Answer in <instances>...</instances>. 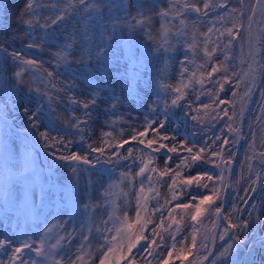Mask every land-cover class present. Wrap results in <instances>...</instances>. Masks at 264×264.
<instances>
[{
	"label": "snow or ice",
	"instance_id": "obj_1",
	"mask_svg": "<svg viewBox=\"0 0 264 264\" xmlns=\"http://www.w3.org/2000/svg\"><path fill=\"white\" fill-rule=\"evenodd\" d=\"M156 2L152 0L153 6ZM238 3L239 8L232 7L226 14L222 12L214 20L208 21L213 27L200 32L199 25L208 19L209 12H214L217 7L224 9L228 0H220L218 4L212 0H202V6L200 0H167V7H161L158 13H154L161 24L158 36H153L150 31L153 14L146 6L147 0H114L112 3L105 0H48L47 3L41 0H16L11 12L5 0H0V32L6 34L4 20L14 15L16 24L24 31L20 36L14 34L12 39L29 40L19 50L12 47L8 51L0 39V56L10 59L15 69L8 75L6 69L0 68V91L5 96L17 93L12 96L13 120L0 115V208L8 213L15 210L19 225L21 212L35 221L44 210H50L56 200H69L66 206L61 203L56 213L59 219L54 223L48 224V218H45L44 223L48 226L42 232L26 229L19 234H9L6 217L0 249L8 254V260L0 259V264H136L137 257L143 258L146 264H153V260H158V264H174L177 260L179 264L186 261L187 264H264V255L259 260L255 258L257 249H264V236L258 235L261 223L258 213L259 208H264V197H261L259 205L251 200L257 181L250 179L251 192L245 189L247 198L243 199L241 209L233 205L227 214L224 212L227 190L231 187L225 172L232 171L235 155L230 148L243 137V121L247 118L246 109L251 94L258 91L261 101H264V88L258 86L264 83V63H261L264 58V0L251 4L250 12L245 11V0H238ZM43 11H48L49 15H42ZM70 16L76 17L79 28H74L70 36L65 35L64 42H61L56 28L66 24ZM192 16L195 19L189 33L188 17ZM245 16L247 24L244 23ZM41 20L44 22L41 23ZM173 21H178V26ZM218 21L224 25L223 30L214 27ZM257 27L258 31H254ZM37 31L41 33L39 36L36 35ZM138 32L145 34L152 47L137 40ZM243 32L247 36L241 42L239 63L247 62L246 69L228 63L232 59L230 50L235 42L240 41ZM214 33L218 35L213 41ZM53 43L58 48L56 52H49L53 65L59 67L62 64L65 72L69 73L67 80L58 81L63 85L62 89H57L53 83V72L39 71L48 61L39 56L25 58L21 55L25 49L39 51ZM245 43L248 47L247 61L244 59ZM77 44L79 47H76ZM178 45L183 47V53L177 51ZM200 53L203 54L202 63L197 60ZM217 53L223 54V60L219 64H209ZM176 55H180L181 59L177 83L173 86L165 82V70L169 58L174 60ZM161 58L163 65L156 69L153 61H160ZM73 64L77 67L74 68ZM112 66H117L115 74L110 71ZM209 67L210 71H200ZM93 68L110 79L114 76L123 81L122 87L129 96L133 93L138 95L137 85L152 87L153 98L145 111L144 122L136 127L129 125L132 134L127 139H116L112 132H103L98 143L91 142L89 122L93 121L100 92L105 86L96 84L88 77V88L95 90L81 92L80 95L86 96V99H77L73 93L75 81L82 78L77 70L90 72ZM26 72L32 77L30 83H39L44 90L29 86L23 106L17 110L19 86L25 83L23 76ZM145 72L149 74L147 80L143 76ZM152 73L158 79L154 80ZM206 82L212 87L204 90ZM193 84L199 85L200 95L206 96L209 103L200 102L194 107L187 100V90ZM229 84H234L229 89L232 97L220 98V93ZM242 85L245 91L239 93L237 89ZM53 92L57 96L67 93L69 101L78 106L70 115L74 121L71 124V129L76 130L74 133L58 124L60 117L56 110L60 103L54 99ZM200 95H197V101ZM237 96L240 98L239 112L235 104ZM33 97L35 103L31 102ZM109 99L112 103L106 111L113 114L117 104L126 103L124 96L116 94ZM258 107L256 123L260 127V143L264 147V102H258ZM76 111L82 113L79 118ZM177 111L180 116H177ZM15 117L22 119L18 121ZM189 122L192 123L191 128L188 127ZM220 124L223 125L220 132H214V138L208 137L209 126L214 129ZM141 127L142 131L136 130ZM61 130L64 136L50 135L52 131ZM249 130L252 134L249 147L254 155L260 157V163L264 166V151H256V130L252 122H249ZM149 133L150 139L147 138ZM71 135L79 139L75 142L65 139V136ZM120 135L123 136V129ZM198 135H203L202 142H198ZM20 137H23L22 150L16 143ZM130 143L142 147L129 146L125 152V146ZM41 144L44 153L52 157L53 162H66L57 165L70 169L63 182L54 174L51 164L41 166L37 163V157L32 155V150ZM76 145L79 150H71ZM161 155L164 157L162 170L157 165ZM174 158L178 163L173 165L171 161ZM253 158H247L250 170ZM124 168L128 171L117 173V169ZM133 168L137 169L135 175L132 174ZM92 173L102 178L107 176L110 181L113 175L119 177V183H109L95 204L89 194ZM82 176L87 177L83 193L80 192ZM124 183H127L129 191L135 193V203L133 206L128 200V193L122 192L124 204L121 208L114 200L109 203V199L112 190ZM164 184L167 185L169 198L161 203L159 186ZM152 204L155 206L150 207ZM133 209L134 215L130 216ZM238 211L240 215H237ZM243 211L248 212L247 218L242 215ZM97 212L101 213L98 222L95 221ZM165 212L167 228L164 227ZM175 213L180 214V219L176 218ZM156 216H159V223L154 219ZM209 216L214 217L212 227L202 234L198 224H202V218ZM79 217L87 218V234L84 232L85 223H80L79 229L76 227ZM186 217L192 221L191 242L187 244V237L177 239L181 222ZM60 232L64 235H60ZM77 234L82 236V240L73 252L72 241ZM209 234L213 243L217 237L224 241L219 252H214L204 243ZM165 235L170 238V245ZM34 236L38 238L34 239ZM93 238L99 241V246L95 249L85 247ZM201 250L204 255H200ZM27 253H34L35 257L25 259ZM189 257L194 259L189 260Z\"/></svg>",
	"mask_w": 264,
	"mask_h": 264
},
{
	"label": "rangeland",
	"instance_id": "obj_2",
	"mask_svg": "<svg viewBox=\"0 0 264 264\" xmlns=\"http://www.w3.org/2000/svg\"><path fill=\"white\" fill-rule=\"evenodd\" d=\"M42 3H47L48 0H41ZM106 3H112L114 0H105ZM201 6H202V0H200ZM213 3L218 4L220 0H212ZM5 3L8 4L9 7V12L12 11V5L16 3V0H5ZM251 4L252 0H246L245 5H246V12H250L251 10ZM146 6L151 9L152 15V20L150 22V31L153 36H158L159 30H160V24L161 21L158 16L154 15V13H158L161 7H167V0H157L155 3V6H153L152 0H147ZM235 7L232 4H227V6L224 9H220L219 7L215 8L214 12H209L208 19L205 20L202 24L199 25V31L200 32H206L209 27H213V24L209 23L208 21L214 20L216 17L220 16L221 13H227L230 8ZM104 14H107V9H105ZM148 14V13H146ZM42 15L46 16L49 15L48 11H43ZM195 19V16L188 17L189 20V33L191 32L192 28V21ZM203 19V17H201ZM16 17L14 15L6 17L4 20L5 25L7 26V32L6 34L4 32H0V39H2L5 43V47L8 49V51H11L12 47L15 49L19 50L20 48L24 47L29 43L28 39H17L13 40L12 36L15 34L16 36H20L21 33L24 31L23 28H20L16 24ZM41 23L44 21L41 20ZM173 24L178 26V21H173ZM244 23L247 24V19L246 17L244 18ZM222 22H217L214 27L220 28L223 30ZM227 26H231L228 24ZM75 29L79 28V25L76 23V17L70 16L67 18V23L63 25H59L56 28V32L58 37L60 38L61 42L63 41V37L65 35H69L72 33V31ZM66 29V31H65ZM256 31H258V27L256 28ZM41 33L37 31L36 35L39 36ZM218 33H214L212 35V40H216ZM247 36L246 32H243L241 34L240 41L236 42L238 45V55L236 52L233 50V48L230 50L229 55L232 57V59L228 62L230 65H236L240 69H244V64H240L239 60L241 58V42L244 41V37ZM201 40L203 39L202 37L200 38ZM137 40L138 41H143V43L148 46L152 47V44L150 41H148L145 37V34L143 32H138L137 33ZM175 43V41H173ZM9 45L11 47H9ZM202 46V45H201ZM222 46V45H221ZM76 47H79V44L76 45ZM211 47V45H210ZM58 48L56 47L55 43L51 45H46L42 50H36V49H25L24 52L21 53L22 56L25 58H36L37 56L41 57L42 60L48 61V63H44L42 69L39 71H51L53 72V78L52 81L53 83L56 84L57 89H62L63 85L59 83L58 81H64L68 79L69 73L65 72L64 66L61 64L59 67H56L53 65V57L49 55V52H56ZM210 50V48H209ZM247 44H244V59L246 61L247 59ZM177 51L179 53H183L184 49L182 46H177ZM202 53L198 56L197 60L198 62L202 63ZM75 56L73 57V60H75ZM181 59L180 55H176L175 59L172 60L169 58V64L166 67L165 74L167 76L166 83H169L173 86L176 85L178 75H179V60ZM223 60V54L222 53H217L214 54V60L209 62L211 63H217L219 64ZM153 63L156 66V69H160L163 65V58H161L160 61H153ZM261 63H264V58L261 59ZM73 67L76 68L77 66L73 64ZM0 68H4L7 70V74L11 75V73L15 70L11 66V60L0 56ZM234 70V69H233ZM110 71L115 74L117 71V66H112L110 68ZM191 71V68H190ZM200 71H210V67L205 70L201 69ZM62 73V74H58ZM77 74L81 75L82 78L78 79L75 81V91L73 95L76 96L77 99H86L87 97L84 95H80L81 92H84L85 90L91 91L95 89H89L88 88V83L89 79L88 77H91L96 84L104 85V89L100 92V99L97 101V109L93 113V121L89 122V132L91 133V142L93 143H98L99 138L103 132H112L113 137L116 139H127L131 134H132V127H136V125H142L144 122V115L145 111L148 107L149 102L152 100V87L151 86H144V85H137L136 91L138 92V95L136 93H133L132 95H128L124 88L122 87V84L124 83L123 81H120L116 79L114 76L113 78H108L105 75L99 74L94 68L90 72H86L84 69H78ZM148 73H143L144 79H148ZM222 75V74H221ZM153 79H158V77L155 75V73H152ZM24 79V84L19 86L20 91L18 93L19 95V102H18V108L23 106V103L25 102L26 98V93L27 89L29 86H31L33 89L36 87H41V90L43 91V86L40 85L39 83L36 84H31L32 77L30 74L27 72L23 76ZM260 88H264V83H261L258 85ZM209 87H212V85L209 82H206L204 85V90H207ZM218 87V85H217ZM232 87H234V84H229L226 86V89L224 92L220 93V98H231L232 97V92L229 90ZM243 85L237 89L239 93L243 92ZM112 90H115L114 92ZM188 95H187V100L191 101L193 103V106L195 107L197 104L200 102L203 103H209L210 101L208 98L204 95H200L201 89L199 85L193 84L192 88L187 90ZM113 94L124 96L126 98V103H121L117 104L116 107V112L113 114L111 111H106L109 109L110 104L112 103L109 97ZM17 93L13 92L11 96H5L3 91H0V115H3L5 118H7L9 121L13 120V113L11 109V104L13 103L12 96H16ZM54 99L58 100L60 103V106L57 107V115L60 117V120L58 121V124L60 125L61 128H67L69 132L74 133L76 130L71 129V124L74 123L73 120L70 119V115L72 111H75V109L78 107L77 105H73L69 99L67 93H62L59 96L56 95L55 92L52 93ZM197 95H200V100L197 101L196 97ZM170 98V97H169ZM239 96L235 98V104H236V111H237V102H238ZM32 103H35V97L32 98ZM218 102V101H217ZM258 102H264L261 101V97L259 95V92H253L249 98V103L246 109V115L247 118L243 121V137L240 140L237 153L234 157L233 163H232V171L230 172V184L231 187L228 189V195L226 198V204L227 207L224 210L225 214H227L228 210L235 205V207L239 210L243 206V199H246L247 196L245 194V189H249L251 192V185H250V179L251 180H256V192L254 195H252L251 200L254 201L257 205L260 204L261 197H264V166H257L255 162L252 160L251 161V170L249 169V162H248V157L252 156L253 152L251 151L249 145L252 141V134L249 130V122H252L253 127L256 130V139H255V144H256V149H261L264 148L261 146L260 140H261V133H260V127L259 124L256 123V115L259 112V107H258ZM55 106V105H54ZM163 106V100H161V107ZM223 107V106H221ZM67 109V111L65 110ZM177 116H180L179 111H177ZM215 115V113H212ZM82 115L80 111H76V116L79 118ZM135 118V119H132ZM15 119L18 121L22 119V117H15ZM183 117L181 116V121H183ZM226 119V118H225ZM115 121L113 124L112 122ZM215 123V122H213ZM106 125H111V126H106ZM131 125L132 127H129ZM83 127V125H82ZM188 127H192V123L189 122ZM223 127L222 124L218 125L214 129H212L209 126V130L207 131V136L212 137L213 133H219L221 128ZM123 129V136L120 135V130ZM43 130V129H41ZM137 131H142L141 128H137ZM181 131H183V127L181 128ZM225 134H227V129L224 128ZM52 136H64L65 133L64 131H52L50 133ZM147 138H152L151 134L149 133ZM203 135H198L197 140L198 142H202L203 140ZM231 139V136L229 137ZM65 139H71L74 142L79 139L78 136L71 135V136H65ZM17 145L21 146L22 150V144H23V137H20L16 141ZM129 146H135V147H142L136 143H130L129 145L125 146L124 151L126 152V148ZM198 146H201L200 143H198ZM77 147V148H76ZM234 145L231 146L230 150L233 151ZM74 148V149H73ZM71 150L77 151L79 150V146L76 145L74 146ZM50 151H55L50 149ZM32 155L34 157H37V163L41 166H46L48 164H51L52 166V171L56 176H58L63 182L68 175L70 174V169L67 167H57V165H60L62 163L66 162H61V161H55L53 162V158L50 156H46V154L43 151V145H39L37 148L32 150ZM42 159V160H40ZM163 155L158 157L157 160V165L160 167L162 170L164 167L163 164ZM171 163L174 165L178 163L177 159H173ZM209 169L211 168L210 165H206ZM128 171L127 168L124 169H117V173L119 171ZM137 169L133 168L132 169V174L135 175V171ZM87 180L86 176L81 177V184H80V192L83 193L85 191L84 185ZM91 181H92V189L89 192L91 198H92V203L95 204L97 203L101 192L103 191L104 188L107 187V185L111 182H116L117 184L119 183V177L118 175H113L111 178V181L107 176H104L103 178L96 174L92 173L91 174ZM103 186V187H102ZM136 187H139V184H136ZM160 190V202L163 203L166 199L169 198V194L167 192V185H160L159 186ZM70 188L68 189V192L70 193ZM203 191V190H202ZM122 192H127L128 193V200L133 204L135 203V193L129 191V187L127 183H124L120 185L117 188H114L112 192L110 193V199L109 203H112L114 200L117 205H119L121 208H123L124 204V197L121 194ZM103 203L102 201H100ZM61 203L66 206L69 203L68 199H65L63 202L56 200L51 206L50 210L46 209L43 211V213L39 216L37 220H33L31 217H27L23 212L19 214V225L16 223V216L17 212L13 210L11 213L6 212L3 208H0V238H2L4 231H5V219L8 217V223H7V231L8 233L15 232L19 234L20 232L30 229L31 232H42L43 228L48 226V224L54 223L56 219H59L58 216H56V213L59 211V208L61 206ZM251 203V201H250ZM155 206L154 204L150 205V207ZM246 207V206H245ZM240 211L237 212V215H240ZM259 217H260V226L258 227V235L259 236H264V208H259ZM106 215V214H105ZM122 215V212H121ZM129 215H134V209L132 212L129 213ZM165 215V223L164 227H168V221H167V212L164 213ZM242 215L247 218L248 217V212L243 211ZM175 216L177 219H180V214L175 213ZM48 218V224H45V218ZM101 219V213L97 212L95 221H99ZM156 220V223H159V216L154 217ZM212 219L213 217L209 216L207 218H202V224H198V227L200 228V232L203 234L205 233L206 229H209L211 224H212ZM2 221V222H1ZM78 223L76 225L77 229H79L80 223H85V229L84 232L87 234L88 228H87V218L86 217H79L78 218ZM220 227H223V224L220 225ZM4 228V229H3ZM174 230V229H173ZM192 230V221L190 220V217H186L182 222H181V232L178 233L177 239L183 240L185 237H187V240L185 243H190L191 242V233ZM10 231V232H9ZM58 231V230H57ZM150 231V229H149ZM159 231V229H157ZM3 233V234H2ZM55 235V233H53ZM60 235H64L63 232H60ZM251 235V233H250ZM23 237H21L22 239ZM34 239H37L38 237L34 236ZM82 240V236H79L77 234V238H75L72 241V251H75V248L80 245ZM165 240L171 244L170 238L165 235ZM54 242V241H53ZM209 237L204 243L207 244L209 247ZM67 243V242H65ZM157 243H159V240H157ZM224 244V241H221L219 237L216 238L214 246H213V251L214 252H219ZM91 246L93 249L97 248L99 246V241L95 238L91 239L89 244H86L85 247ZM146 246V245H145ZM180 247L179 242L177 243V248ZM27 251V250H26ZM143 250L141 249V252ZM164 255L167 254L166 251L163 252ZM200 255H204L203 250H201ZM241 257H243V252L240 253ZM264 255V249H257L256 251V259L259 260L260 256ZM29 257H35L34 253H27V255L24 257L25 259ZM0 259L7 261L8 260V254L4 252L3 249H0ZM149 260H151V257H148ZM189 260H193L194 257H189ZM98 261V257H97ZM136 264H146V261L141 258L137 257L136 259ZM153 264H158V260H153ZM174 264H179V261H174ZM187 264V261L185 262Z\"/></svg>",
	"mask_w": 264,
	"mask_h": 264
},
{
	"label": "water",
	"instance_id": "obj_3",
	"mask_svg": "<svg viewBox=\"0 0 264 264\" xmlns=\"http://www.w3.org/2000/svg\"><path fill=\"white\" fill-rule=\"evenodd\" d=\"M256 2V0H252V4H254ZM251 11V10H250ZM254 31H256V28H254ZM246 61H247V59H246ZM247 68V62H245V64H244V69H246ZM245 91V88L243 89V92ZM242 92V93H243ZM239 109H240V98L238 99V102H237V112H239ZM238 123H239V121H238ZM240 143V142H239ZM239 143H237V144H234V147H233V153H235V155H236V153H237V149H238V146H239ZM256 151H257V153H259L260 151H264V148H261V149H256ZM235 155L233 156V160H234V157H235ZM252 156H254V158L252 159L254 162H255V164L257 165V166H262L261 165V163H260V157L258 156V155H254V153L252 154ZM225 175L229 178V180H230V172H228V171H226L225 172ZM228 191V190H227ZM227 198V197H226ZM213 219H214V217H213ZM212 219V220H213ZM212 227V224H211V226H210V228ZM209 228V229H210ZM209 248H212L213 249V246H214V243L212 242V239H211V235L209 234Z\"/></svg>",
	"mask_w": 264,
	"mask_h": 264
},
{
	"label": "trees",
	"instance_id": "obj_4",
	"mask_svg": "<svg viewBox=\"0 0 264 264\" xmlns=\"http://www.w3.org/2000/svg\"><path fill=\"white\" fill-rule=\"evenodd\" d=\"M246 1V0H245ZM228 4H232L233 6H235L236 8H239L240 5L238 3V0H228ZM246 17V16H245ZM233 50L236 52V54L238 55V45L235 42Z\"/></svg>",
	"mask_w": 264,
	"mask_h": 264
},
{
	"label": "bare ground",
	"instance_id": "obj_5",
	"mask_svg": "<svg viewBox=\"0 0 264 264\" xmlns=\"http://www.w3.org/2000/svg\"><path fill=\"white\" fill-rule=\"evenodd\" d=\"M18 120V119H17ZM77 148V147H76ZM74 149V148H73ZM52 150H54V149H52ZM59 154V153H58ZM40 160H42V159H40ZM2 222V221H1ZM0 228H2V227H0ZM4 229V228H3ZM0 231H3V230H0ZM5 232V231H4ZM10 232V231H9ZM3 234V233H2ZM9 234H11V232L9 233ZM1 235V234H0Z\"/></svg>",
	"mask_w": 264,
	"mask_h": 264
}]
</instances>
